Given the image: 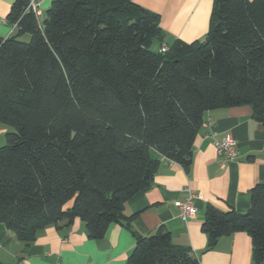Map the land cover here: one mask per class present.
Segmentation results:
<instances>
[{"label":"trees","instance_id":"16d2710c","mask_svg":"<svg viewBox=\"0 0 264 264\" xmlns=\"http://www.w3.org/2000/svg\"><path fill=\"white\" fill-rule=\"evenodd\" d=\"M29 2H14L0 38V123L15 127L0 146V222L25 247L77 218L104 237L162 159L190 167L207 110L247 105L264 126V0H214L190 43L168 42L134 0H53L44 17ZM251 195L244 213L209 204L202 230L209 247L246 231L262 264L264 182ZM136 238L127 264H201L164 226Z\"/></svg>","mask_w":264,"mask_h":264},{"label":"crops","instance_id":"0c3cea01","mask_svg":"<svg viewBox=\"0 0 264 264\" xmlns=\"http://www.w3.org/2000/svg\"><path fill=\"white\" fill-rule=\"evenodd\" d=\"M15 1L0 0L1 39L15 31L7 20ZM134 1L160 15V26L168 42L181 39L190 43L207 36L214 0ZM38 2L44 17L53 0ZM7 131L9 128L0 123V145ZM229 134L239 150L233 160L220 155L213 143ZM263 182L264 126L253 118L251 107L210 109L204 113L203 125L195 138L190 167L162 159L151 186L126 202V218L112 223L104 237L90 238L85 222L77 218L70 227L42 228L36 240L25 247L16 233L0 222V264H127L137 243L136 233L147 236L160 226L171 232L175 245L189 247L201 264H258L253 259L249 233L238 231L223 236L209 247L202 223L209 204L223 211H248L252 188ZM186 187L195 190L197 206L196 215L187 221L180 217L179 205L186 198Z\"/></svg>","mask_w":264,"mask_h":264},{"label":"built area","instance_id":"2783aa9c","mask_svg":"<svg viewBox=\"0 0 264 264\" xmlns=\"http://www.w3.org/2000/svg\"><path fill=\"white\" fill-rule=\"evenodd\" d=\"M29 8H31L37 15H41L38 0H30ZM166 49V45H163L161 48L162 51H165ZM213 143L217 149V152L228 160L235 159L239 154L237 141L230 134L226 135L222 139H215ZM185 191L187 193L186 198L180 202L179 205L181 210L180 217L187 221L196 215L197 206L195 203V190L191 187H186Z\"/></svg>","mask_w":264,"mask_h":264},{"label":"rangeland","instance_id":"374dc122","mask_svg":"<svg viewBox=\"0 0 264 264\" xmlns=\"http://www.w3.org/2000/svg\"><path fill=\"white\" fill-rule=\"evenodd\" d=\"M22 40H24V41H30V39H31V36L29 35V34H26V35H24L22 38H21ZM156 46L157 45H155L154 47L156 48ZM8 128H9V132H13V131H15V127H13V126H7ZM7 133V132H6ZM6 133L4 134L5 136V140H4V143H2V145H4V144H6L7 143V139H6ZM2 145H0V146H2Z\"/></svg>","mask_w":264,"mask_h":264}]
</instances>
